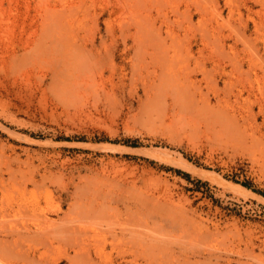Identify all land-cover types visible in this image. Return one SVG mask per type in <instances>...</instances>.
I'll list each match as a JSON object with an SVG mask.
<instances>
[{
  "label": "rangeland",
  "instance_id": "obj_1",
  "mask_svg": "<svg viewBox=\"0 0 264 264\" xmlns=\"http://www.w3.org/2000/svg\"><path fill=\"white\" fill-rule=\"evenodd\" d=\"M0 264H264V0H0Z\"/></svg>",
  "mask_w": 264,
  "mask_h": 264
},
{
  "label": "trees",
  "instance_id": "obj_2",
  "mask_svg": "<svg viewBox=\"0 0 264 264\" xmlns=\"http://www.w3.org/2000/svg\"><path fill=\"white\" fill-rule=\"evenodd\" d=\"M245 185V184H244Z\"/></svg>",
  "mask_w": 264,
  "mask_h": 264
}]
</instances>
